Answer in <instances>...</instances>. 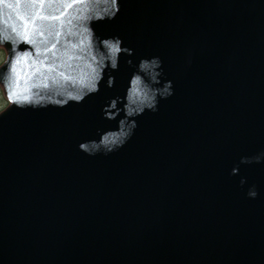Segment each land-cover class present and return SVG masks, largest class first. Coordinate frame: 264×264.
Masks as SVG:
<instances>
[{
    "label": "water",
    "instance_id": "1",
    "mask_svg": "<svg viewBox=\"0 0 264 264\" xmlns=\"http://www.w3.org/2000/svg\"><path fill=\"white\" fill-rule=\"evenodd\" d=\"M0 264H264V0H0Z\"/></svg>",
    "mask_w": 264,
    "mask_h": 264
},
{
    "label": "rangeland",
    "instance_id": "2",
    "mask_svg": "<svg viewBox=\"0 0 264 264\" xmlns=\"http://www.w3.org/2000/svg\"><path fill=\"white\" fill-rule=\"evenodd\" d=\"M5 47L0 44V68L3 66V63L5 64L7 62V49L5 48V51L3 50ZM6 57V58H5ZM9 97V96H8ZM9 99V98H8ZM8 99L7 95L5 93L4 86L0 83V112L8 105ZM10 100V99H9ZM10 106V105H9Z\"/></svg>",
    "mask_w": 264,
    "mask_h": 264
},
{
    "label": "trees",
    "instance_id": "3",
    "mask_svg": "<svg viewBox=\"0 0 264 264\" xmlns=\"http://www.w3.org/2000/svg\"><path fill=\"white\" fill-rule=\"evenodd\" d=\"M4 51H5V48L3 49ZM6 52V51H5ZM6 58V57H5ZM4 64V63H3ZM7 99H8V96H7ZM8 105L0 112V114L2 113V112H4L8 107H9V105L11 104V102H10V100L8 99V103H7Z\"/></svg>",
    "mask_w": 264,
    "mask_h": 264
}]
</instances>
